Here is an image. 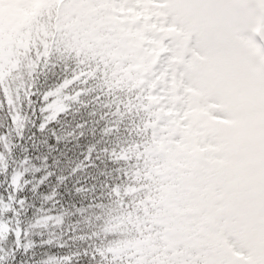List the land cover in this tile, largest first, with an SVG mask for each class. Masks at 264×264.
Masks as SVG:
<instances>
[{
	"label": "rangeland",
	"instance_id": "1",
	"mask_svg": "<svg viewBox=\"0 0 264 264\" xmlns=\"http://www.w3.org/2000/svg\"><path fill=\"white\" fill-rule=\"evenodd\" d=\"M176 2L0 0V37L7 36L10 42L18 40L30 47L34 44L44 54L48 49L43 36L48 38L50 35L44 23L51 28L53 23L50 17H54V20L58 13L62 18L72 10L77 13L81 11V14L78 13L80 21L73 28L77 30L82 27L86 31L76 39L72 37L68 45L61 49L60 53L67 59L64 63L67 65L77 51L91 47L89 52L95 51L98 61L107 65V75L116 77L119 75L118 67H124L127 70L124 83L130 86V94L138 101L150 102L147 103L151 110L148 128L139 134V145L130 162L119 165L126 167V182L117 186L123 187L127 191L125 195L135 202V218L143 227L146 238L144 243L128 248L130 256H121L107 264H187L190 257L187 254H174L171 238L166 236L162 226L169 213L183 214L185 211L182 193L189 178L186 170L192 167L193 157L203 152L216 153L223 148L222 144H207L201 148L203 130L209 123V112L219 105L211 102L201 88L191 89L183 98L178 95L179 81L170 66L173 61L167 56L168 42L181 32L174 15ZM198 2L216 3L220 0ZM5 55L6 51L0 47V79H10L5 82L0 80V103L6 104L0 111L7 119L18 110L25 111L34 93L41 89L42 82L34 77L37 72L35 66L31 74L23 72L15 77L9 71L11 64ZM38 56L41 60L44 57ZM51 60L56 63L59 57ZM112 62L115 67H109ZM80 77L81 74H76L43 93L45 116L53 117L66 108V101L74 95L69 94L67 85ZM31 78L35 79L33 87L23 86ZM72 88L79 90L80 86L73 85ZM3 90L9 92L7 98H3ZM16 92L22 95L18 96ZM247 106L246 98L233 92L230 113L224 119L213 122L229 129H243ZM0 120L4 121L3 118ZM177 135L180 136L179 140L175 139ZM132 173L139 178L134 185H129L127 177ZM20 174L16 168L13 183L17 180L20 182ZM0 226L4 227L3 223Z\"/></svg>",
	"mask_w": 264,
	"mask_h": 264
},
{
	"label": "snow or ice",
	"instance_id": "2",
	"mask_svg": "<svg viewBox=\"0 0 264 264\" xmlns=\"http://www.w3.org/2000/svg\"><path fill=\"white\" fill-rule=\"evenodd\" d=\"M174 8L181 32L167 56L178 95L201 88L219 105L201 148H223L193 157L185 211L169 213L163 231L187 264H264V0H177ZM233 92L248 102L240 130L213 122L230 113Z\"/></svg>",
	"mask_w": 264,
	"mask_h": 264
},
{
	"label": "trees",
	"instance_id": "3",
	"mask_svg": "<svg viewBox=\"0 0 264 264\" xmlns=\"http://www.w3.org/2000/svg\"><path fill=\"white\" fill-rule=\"evenodd\" d=\"M21 74L19 69L16 75ZM111 86L95 87L93 97L84 101L88 118L79 131L86 141L83 152L63 145L53 155L46 153L41 150L44 140L25 122L24 113L6 119L0 111V264H107L130 256V246L144 243L135 202L130 198L125 205L128 197L121 198L123 192L115 189L126 182V167L119 165L130 161L112 165L109 156L121 149L133 155L151 114L122 84L105 93ZM3 93L7 98L9 92ZM114 109L111 128L108 117ZM16 168L23 173L20 183L12 182ZM138 178L132 173L127 182L134 185Z\"/></svg>",
	"mask_w": 264,
	"mask_h": 264
}]
</instances>
